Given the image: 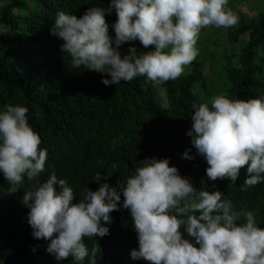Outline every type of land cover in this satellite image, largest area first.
<instances>
[{
    "label": "clouds",
    "instance_id": "clouds-1",
    "mask_svg": "<svg viewBox=\"0 0 264 264\" xmlns=\"http://www.w3.org/2000/svg\"><path fill=\"white\" fill-rule=\"evenodd\" d=\"M227 5L228 0H110L107 8L89 7L79 18L58 11L50 34L63 41L61 50L75 68L107 74L110 79H102L106 86L140 76L162 85L178 78L196 59L202 28H229L239 22ZM113 9L114 41L105 20ZM135 40L154 49L141 52L133 46L121 57L119 46ZM192 108L187 134L209 165L207 177L235 184L245 169V185L264 183V95L244 100L220 94ZM28 112V107L12 103L0 109V173L13 193L25 178L36 181L24 192L22 203L29 209L32 235L49 241L46 250L57 261L71 256L97 264L98 249L89 250L84 238L109 234L102 221L111 223L110 213L121 207L122 194V207L130 210L138 238V248L130 253L134 260L264 264V227L257 225L254 211L237 212L219 190H197L176 166H169L168 158H146L121 182L119 191L102 183L96 191L86 188L78 201L67 179L55 172L38 181L48 150L40 147ZM183 158L193 157L185 151ZM100 179L98 172L94 180Z\"/></svg>",
    "mask_w": 264,
    "mask_h": 264
},
{
    "label": "trees",
    "instance_id": "trees-1",
    "mask_svg": "<svg viewBox=\"0 0 264 264\" xmlns=\"http://www.w3.org/2000/svg\"><path fill=\"white\" fill-rule=\"evenodd\" d=\"M109 2L0 0V109L8 103L28 107L29 124L40 135V147L48 150L45 171L37 180L42 182L55 172L67 179L78 201L86 188L96 191L102 183L119 191L121 182L146 158H168L169 166H176L197 190L223 192L237 212L254 211L257 225L264 227V183L245 185V169L235 184L229 179L210 180L209 165L187 134L193 104L210 103L220 94L244 100L264 95V9L258 10L262 3L255 8L256 15H242L228 28V44L246 40L240 50L230 48L219 58L223 76L215 89L208 81L214 78L215 67L208 78L199 60L206 49L199 40L202 50L198 60L187 65L189 71L185 66L186 72L162 85L140 76L106 86L102 79H110L107 74L75 68L70 55L61 50L63 41L50 34L56 13L62 10L79 18L87 8H107ZM105 20L114 41V9ZM133 46L141 52L154 49L139 40L128 41L119 46L121 57ZM185 151L193 158H183ZM98 172L100 181L94 180ZM35 182L25 178L20 189L9 192L10 183L0 173V264H89L88 258L77 262L71 256L57 261L46 250L49 241L32 235L29 209L22 199ZM123 199L121 194V207L110 213L111 223L102 221L109 234L84 238L89 250L98 249L97 264H149L130 255L138 248V238L130 210L122 207ZM243 220L241 215L239 222Z\"/></svg>",
    "mask_w": 264,
    "mask_h": 264
},
{
    "label": "rangeland",
    "instance_id": "rangeland-1",
    "mask_svg": "<svg viewBox=\"0 0 264 264\" xmlns=\"http://www.w3.org/2000/svg\"><path fill=\"white\" fill-rule=\"evenodd\" d=\"M258 3H262L259 8L257 6L259 5ZM227 7L230 8L234 13H236L239 16V19L241 18L242 15H243L242 17H246V16L251 17L257 14V11L255 8H258L259 11H262L264 9V0H228ZM227 31H228V28H224V27L217 28L215 26H206L201 29V32L198 38L200 44L206 49V54H205L206 56H203V57L201 56L199 60L200 62H202L205 75L208 78L213 77V75L215 74L214 78L208 79L209 83H212L214 87H216V82L218 80H221L223 76L221 74L222 63L220 61L218 62L219 58L223 56V52H227L230 48H233V47L235 48V50H240L242 48V41L246 40L245 38H243L242 40H240L238 44L231 46L230 44L226 42ZM198 40L196 44V47L199 49V54L196 57L197 60L202 50V48H200L201 46ZM215 44H217L216 47L214 46ZM211 53H213L212 57L210 56ZM213 67H215L214 74L212 71ZM186 68L188 72L189 68L187 66ZM215 89H217V87ZM159 93L161 94V92ZM215 94L216 93L212 95H215Z\"/></svg>",
    "mask_w": 264,
    "mask_h": 264
}]
</instances>
